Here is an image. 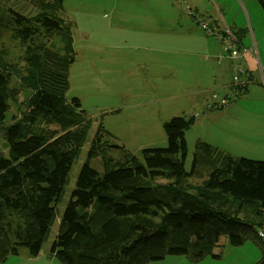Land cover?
I'll list each match as a JSON object with an SVG mask.
<instances>
[{"label":"trees","instance_id":"obj_1","mask_svg":"<svg viewBox=\"0 0 264 264\" xmlns=\"http://www.w3.org/2000/svg\"><path fill=\"white\" fill-rule=\"evenodd\" d=\"M73 28L64 0H0V43L8 38L18 48L15 59L0 47V264L23 247L39 256L88 136L92 118L79 97H67L78 57ZM223 98L216 109L231 96ZM13 102L20 111L8 118ZM195 122V115L172 117L163 124L168 145L145 146L137 155L100 121L50 257L63 264H149L183 255L199 263L221 259L214 249L224 236L234 247L252 240L264 264V160L197 139L187 171L185 133ZM200 164L210 169L194 183Z\"/></svg>","mask_w":264,"mask_h":264},{"label":"rangeland","instance_id":"obj_2","mask_svg":"<svg viewBox=\"0 0 264 264\" xmlns=\"http://www.w3.org/2000/svg\"><path fill=\"white\" fill-rule=\"evenodd\" d=\"M197 15L214 29L213 33L199 26ZM64 16L74 23V45L79 53L70 67L67 97L81 99L92 123L39 256L30 257L23 247L4 264H63L50 257L51 245L100 121L113 130L118 141L140 155L145 146L168 145L165 121L195 115L197 121L185 133L187 171L192 168L197 139L224 144L226 151L235 156L264 160V6L259 0H64ZM229 28L241 37V44L235 47L238 61H242L237 66L247 71L237 74L234 68L229 71L226 67L219 80L224 84L234 82L231 99L218 118H203L191 96H179L178 88L194 81L198 70L207 69L213 74L214 65L231 63L221 40L223 30ZM0 47L10 57L18 56L17 42L4 38ZM208 55L214 58L207 61ZM248 73L251 78L246 76ZM173 77L175 91L167 88ZM211 80H215L213 75ZM22 100L23 95L19 102ZM136 104L141 106H133ZM109 109H120V113L106 114ZM19 111L13 102L8 118ZM209 169L197 165L191 181L201 183ZM213 235L207 228V238ZM214 252L222 255L218 264H259L262 256L252 240L234 247L224 236H220V246ZM149 264L198 263H191L183 255H172Z\"/></svg>","mask_w":264,"mask_h":264},{"label":"crops","instance_id":"obj_3","mask_svg":"<svg viewBox=\"0 0 264 264\" xmlns=\"http://www.w3.org/2000/svg\"><path fill=\"white\" fill-rule=\"evenodd\" d=\"M214 25L218 26L217 21H215ZM229 30H230V28H229ZM167 49L170 51L173 50L172 47H168ZM77 54H78V57H77V60H78V58H79L78 51H77ZM205 57L208 59L207 61H211V59L214 58V56H212V55H208ZM239 58L234 59V60L231 59L232 60L231 63L225 62V64L221 65V66L214 65L213 74L209 73L207 69L198 70L199 71L198 77H195L194 81H190L187 84V86H185L181 90H179V88H178V91L181 92V94H179V96H182V95H188L189 97L191 96V99H192L196 109L202 110V113H203L202 117L203 118H208V119H216V117L218 118V116L222 114L221 111L224 110L225 108H223V109L222 108H219V109L215 108V109H212V110L210 109V110L206 111L207 105L209 103L213 102V100L211 98V94H213V93H216L218 95V97H219V98H217L218 100L223 98V97H226V96H231V94L229 92L235 86L234 82H232V84L231 83L224 84L223 82H221L219 80V78H220L219 76H221V74L224 73L226 67L229 69V71H231V67H232V70H233V68L235 69V67L239 63L242 62V61H238ZM223 59H224V56H223ZM190 71L194 72L193 70H190ZM211 75H213V78L215 79L213 82L211 80ZM164 76L165 75H162V77H164ZM173 78H174V80H172L169 84H167V88H171L172 90L175 91L176 86H177L176 85V79H175L176 77H173ZM227 86H229V87L226 89ZM221 88H223V90H221ZM137 105L138 104L133 105V106H136V107L141 106V105H139V106H137ZM110 110H115V109H109V111ZM196 113L198 114L199 112H196ZM114 114H116V113H114ZM230 132H232V131L230 130ZM233 133L236 134L235 131H233ZM208 142L217 146V147H220V148L226 150V145H224V144H220L219 142L218 143L213 142L211 140ZM218 262H219V260H215V259H212L211 257H207L198 264H218Z\"/></svg>","mask_w":264,"mask_h":264},{"label":"built area","instance_id":"obj_4","mask_svg":"<svg viewBox=\"0 0 264 264\" xmlns=\"http://www.w3.org/2000/svg\"><path fill=\"white\" fill-rule=\"evenodd\" d=\"M188 9H190V7H187ZM191 15H194L193 14V11L190 9V12H189ZM199 21H200V24L202 26L203 29L207 30L208 33H213L214 32V29L212 27H210V25L208 23H206L203 19L199 18ZM225 32V35L224 33L222 34L221 36V40L224 44V49L225 51H227L228 53V57L230 59H236L239 57V54L236 53L235 51V47H236V42H235V38L233 36V34L231 33L230 30H227V31H224ZM234 72H236L237 74L239 73H242L244 72L243 69H241L239 66H236L235 69H234ZM237 79V76L234 75V80ZM212 99H217V95L216 93H213L212 94ZM221 103H226V99L225 98H221L220 100H216L210 104L207 105V109H211V108H216L218 107Z\"/></svg>","mask_w":264,"mask_h":264},{"label":"bare ground","instance_id":"obj_5","mask_svg":"<svg viewBox=\"0 0 264 264\" xmlns=\"http://www.w3.org/2000/svg\"><path fill=\"white\" fill-rule=\"evenodd\" d=\"M199 26H201L200 22H199ZM202 27V26H201Z\"/></svg>","mask_w":264,"mask_h":264},{"label":"water","instance_id":"obj_6","mask_svg":"<svg viewBox=\"0 0 264 264\" xmlns=\"http://www.w3.org/2000/svg\"><path fill=\"white\" fill-rule=\"evenodd\" d=\"M7 144L6 143H4V146H6Z\"/></svg>","mask_w":264,"mask_h":264}]
</instances>
